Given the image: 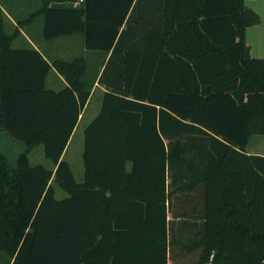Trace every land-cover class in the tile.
Wrapping results in <instances>:
<instances>
[{
  "label": "trees",
  "instance_id": "trees-1",
  "mask_svg": "<svg viewBox=\"0 0 264 264\" xmlns=\"http://www.w3.org/2000/svg\"><path fill=\"white\" fill-rule=\"evenodd\" d=\"M1 12V11H0ZM45 40L103 53L47 61L0 22V253L11 264H264V58L245 0H42ZM54 70L65 82L47 89ZM97 82L83 180L62 154ZM41 145L51 168L32 165ZM55 183L66 196L55 198Z\"/></svg>",
  "mask_w": 264,
  "mask_h": 264
},
{
  "label": "rangeland",
  "instance_id": "rangeland-1",
  "mask_svg": "<svg viewBox=\"0 0 264 264\" xmlns=\"http://www.w3.org/2000/svg\"><path fill=\"white\" fill-rule=\"evenodd\" d=\"M245 5L258 13L260 17V23L254 27L248 29L247 40L252 44V55L250 57L264 58V0H245ZM5 12H9V9H3ZM27 9H22L24 12L21 16L26 17L28 14ZM26 12V13H25ZM29 12V11H28ZM8 17V16H7ZM2 23L6 32H11L13 29L12 24L8 21V18L2 17ZM41 22H35L30 26L29 36L35 40V42L44 48L49 50L52 57L70 58L72 56H82L87 61L88 74L94 73L96 66L102 61L103 53L100 51H89L83 46V38L81 34L72 35L69 37H62L54 41H46L42 38L41 34ZM13 47H25V42L22 38L15 40L12 43ZM55 72L51 70L47 77L46 86L50 88H60L51 85V81L54 79ZM103 90L100 87L94 89L90 102L86 107L82 119L78 122L76 129L69 141L68 147L64 154V160L70 165L73 177L76 181H82L83 179V164L81 159V153L83 149V132L87 124L97 115L100 109ZM24 145L21 143L11 141L7 136L0 134V151L5 154L11 161H14L16 155L23 151ZM246 150L263 154L264 155V134H253L249 138ZM28 159L30 164H41L47 168L52 167V163L49 159L45 158L43 153V147L41 145L32 148L28 152ZM55 190V198L60 199L66 196V193L53 183Z\"/></svg>",
  "mask_w": 264,
  "mask_h": 264
},
{
  "label": "crops",
  "instance_id": "crops-1",
  "mask_svg": "<svg viewBox=\"0 0 264 264\" xmlns=\"http://www.w3.org/2000/svg\"><path fill=\"white\" fill-rule=\"evenodd\" d=\"M41 4H42V0H0V22H3L2 21V17H5V18H8V21H10V23L12 24V26H13V29H12V31L11 32H7L8 34H11L12 32H13V30L15 29V28H17L18 27V31H19V34L16 36V38L12 41V43L15 41V40H17V39H19V38H22L23 39V41L25 42V47H13V48H27V47H33V48H35V49H37V50H39L41 53H42V55H44L45 57H46V59H47V61H50V59L52 58V56H50L51 55V53L49 52V50H45L44 48H42L41 46H39L36 42H35V40H33L30 36H29V34H30V26L33 24V23H35V22H41V24H42V18L40 17V16H37V17H35L32 21H30L29 23H27L23 28L22 27H20L19 28V26H18V21H20V20H24V19H27L30 15H32L33 13H35L36 11H38V9L41 7ZM3 9H9V12H5ZM22 9H27V15H26V17H22L21 15L24 13V12H22ZM29 11V12H28ZM254 11V10H253ZM25 12V13H26ZM257 13V12H256ZM258 14V13H257ZM8 16V17H7ZM259 23H260V21H259ZM258 23V24H259ZM252 27H254V26H251V27H249V28H247V30H246V32H245V43L247 44V46L249 47V56H251L252 55V44L250 43V42H248V40H247V31H248V29H250V28H252ZM4 28V27H3ZM6 32V31H5ZM43 38V37H42ZM44 39V38H43ZM45 40V39H44ZM46 41H48V40H46ZM12 45V44H11ZM255 57H257V58H260V57H258V56H255ZM51 70H49V72H50ZM54 71V70H53ZM49 72H48V74H47V76H46V78H45V81H44V83H45V87L47 88V89H53V90H59V89H61L62 87H64V85H65V82H64V79L60 76V75H58L55 71V75H54V79L50 82L51 83V85H53L54 87H60V88H57V89H55V88H50V87H47L46 86V81H47V77H48V75H49ZM97 87H100V89L101 90H103V92H104V88H103V86H99L98 84H97V82H95L94 83V85H93V87H92V90H91V93H90V96H89V99H88V101H87V103H86V105L84 106V108L81 110V112H80V114H79V116H78V121H77V124H78V122L82 119V117H83V114H84V111H85V109H86V107L88 106V104H89V102H90V99H91V95H92V93H93V91H94V89L95 88H97ZM77 124H76V126H75V128H74V130L76 129V127H77ZM74 130H73V132H74ZM73 132H72V135H73ZM72 135H71V137H72ZM71 137L69 138V141H70V139H71ZM69 141H68V143H67V145H66V147H65V150H64V152H63V154H62V159H64V154H65V151H66V149H67V147H68V144H69ZM245 151H246V153L247 154H258V153H253V152H250V151H248V150H246L245 149ZM258 155H263V154H258ZM71 168V167H70ZM83 180V179H82ZM76 182H81V181H76ZM12 263V260L11 261H7V257L4 255V254H2V253H0V264H11Z\"/></svg>",
  "mask_w": 264,
  "mask_h": 264
},
{
  "label": "water",
  "instance_id": "water-1",
  "mask_svg": "<svg viewBox=\"0 0 264 264\" xmlns=\"http://www.w3.org/2000/svg\"><path fill=\"white\" fill-rule=\"evenodd\" d=\"M245 54H246V56H249V47L248 46H246V48H245Z\"/></svg>",
  "mask_w": 264,
  "mask_h": 264
},
{
  "label": "built area",
  "instance_id": "built-area-1",
  "mask_svg": "<svg viewBox=\"0 0 264 264\" xmlns=\"http://www.w3.org/2000/svg\"><path fill=\"white\" fill-rule=\"evenodd\" d=\"M79 1H81V0H79Z\"/></svg>",
  "mask_w": 264,
  "mask_h": 264
}]
</instances>
